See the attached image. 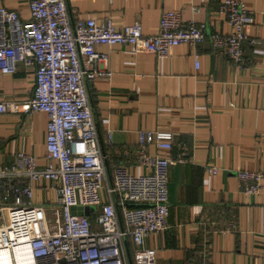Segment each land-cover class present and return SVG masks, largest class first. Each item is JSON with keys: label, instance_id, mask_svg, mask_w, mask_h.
Instances as JSON below:
<instances>
[{"label": "crops", "instance_id": "1", "mask_svg": "<svg viewBox=\"0 0 264 264\" xmlns=\"http://www.w3.org/2000/svg\"><path fill=\"white\" fill-rule=\"evenodd\" d=\"M243 1L252 10L254 22L247 30L257 42H244L240 67L209 39L197 45L182 42L167 56L122 43L96 45L107 59L95 64L111 71L88 82L106 168L125 162L134 173L144 171L133 155L122 154L123 148H136L139 129L173 133L171 148L147 146L150 153L173 157L168 171L169 226L149 233L142 243L154 249V264H264V175L261 188L253 193L244 192L236 176L240 168L264 174V0ZM220 2L66 0L73 21L107 16L117 24L139 20L144 33L158 31L164 9L179 10L183 19L225 31ZM0 5L22 17L29 14V0H0ZM33 86V67L17 62L14 72L0 73L1 99L25 102ZM46 122L44 111L11 109L0 114V165L23 151L43 166ZM209 165L218 171L210 172ZM49 184L45 179L33 183V201L48 211L54 203ZM126 244L130 264H138L129 237Z\"/></svg>", "mask_w": 264, "mask_h": 264}, {"label": "built area", "instance_id": "2", "mask_svg": "<svg viewBox=\"0 0 264 264\" xmlns=\"http://www.w3.org/2000/svg\"><path fill=\"white\" fill-rule=\"evenodd\" d=\"M219 11L225 31L164 9L158 31L144 33L139 20L117 24L107 16L73 21L66 0H29L27 17L0 5V73L14 72L17 62L34 71L29 99L19 103L0 98V114L11 109L47 114L45 164L39 167L35 155L16 151L10 162L0 165V264H130L127 237L138 264H154V249L142 243L149 233L169 226L173 157L150 153L147 146L171 148L173 133L139 129L136 148H123L122 154L133 155L144 171L134 173L125 162L106 168L88 82L111 71L95 64L107 59L96 45L122 43L167 56L182 42L197 45L209 39L240 67L244 42H257L247 30L254 22L252 10L243 0H221ZM198 56L195 52V67ZM208 170L216 173L218 167L209 165ZM263 175L257 169L236 170L247 193L261 188ZM42 179L54 191L50 211L33 201V183ZM80 204L95 208L88 215L73 213L72 206Z\"/></svg>", "mask_w": 264, "mask_h": 264}, {"label": "water", "instance_id": "3", "mask_svg": "<svg viewBox=\"0 0 264 264\" xmlns=\"http://www.w3.org/2000/svg\"><path fill=\"white\" fill-rule=\"evenodd\" d=\"M95 208L94 205H75L72 206V212L76 214H90V210H93Z\"/></svg>", "mask_w": 264, "mask_h": 264}]
</instances>
